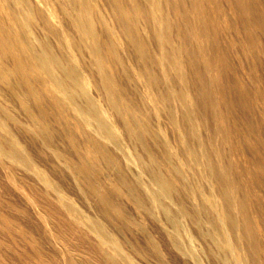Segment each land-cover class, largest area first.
<instances>
[{
	"label": "bare ground",
	"instance_id": "1",
	"mask_svg": "<svg viewBox=\"0 0 264 264\" xmlns=\"http://www.w3.org/2000/svg\"><path fill=\"white\" fill-rule=\"evenodd\" d=\"M0 264H264V0H0Z\"/></svg>",
	"mask_w": 264,
	"mask_h": 264
}]
</instances>
